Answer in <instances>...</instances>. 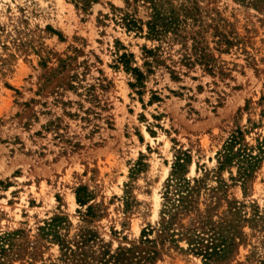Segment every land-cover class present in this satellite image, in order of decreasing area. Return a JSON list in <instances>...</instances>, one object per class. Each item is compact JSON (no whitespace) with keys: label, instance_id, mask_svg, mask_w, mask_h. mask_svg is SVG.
Masks as SVG:
<instances>
[{"label":"rangeland","instance_id":"obj_1","mask_svg":"<svg viewBox=\"0 0 264 264\" xmlns=\"http://www.w3.org/2000/svg\"><path fill=\"white\" fill-rule=\"evenodd\" d=\"M188 1L200 10L194 31L203 28L210 73L185 66L172 42L147 72L142 48L158 43L114 22L110 5L121 8L122 0L85 11L73 0H0V235L16 234L1 264H75L42 235L56 217L67 246L82 233L98 237L87 248L98 259L120 249L121 264H264V154L245 185L230 180L235 167L215 173L216 154L237 129L248 147L264 139V2ZM220 35L232 45L219 46ZM123 52L145 76L143 88L130 87ZM178 151L190 156L185 177L204 182L192 211L171 226V242L158 235ZM80 186L92 194L94 219L76 203ZM194 235L204 245L228 237V253L206 261L190 251Z\"/></svg>","mask_w":264,"mask_h":264},{"label":"trees","instance_id":"obj_2","mask_svg":"<svg viewBox=\"0 0 264 264\" xmlns=\"http://www.w3.org/2000/svg\"><path fill=\"white\" fill-rule=\"evenodd\" d=\"M97 1L98 0H73V3L76 8L85 11L93 3H97ZM122 1L123 7L121 8L110 5L114 22L117 25H121L127 33L133 32L148 41L158 43V46L153 49H147L146 47L142 48L144 56L147 58V61L144 62V66L148 68L147 72H150L152 63H163L160 60L163 51L162 44H168L169 42L180 44L179 50L182 52L181 61L185 66L192 67L194 65H199L209 73L213 71L214 57L208 52L206 45H204L203 36L200 33L203 28L194 31V28H199L201 25V22L198 21L200 10L195 2L187 3L189 1L185 0L184 3L181 2L175 5L173 0ZM255 2L262 3L264 0H255ZM141 11H143V18L140 17ZM188 29L190 30L189 32H187ZM217 42L219 46L226 45L230 47L232 45L231 41L227 40L224 35H220V39ZM132 59L133 55L126 52L118 56L119 62L124 65L126 71H130L134 76L135 82L130 83V87L143 88L145 76L137 67H131L130 60ZM149 59L151 61H149ZM172 79L177 80L178 78L173 75ZM68 88L74 90L76 86L69 82ZM84 95L86 100L90 103L96 101L91 87L84 88ZM152 99L160 101L157 96H153ZM31 104H34L33 100L24 105L29 108ZM87 111L90 110H86V115L88 114ZM85 120H87V118H85ZM47 128H52V130L56 132L58 138L60 137L57 132L58 126L55 125L54 122H50ZM71 146L74 149L80 147L76 143ZM263 154L264 139L258 143L256 148L248 147L244 141L243 132L237 129L227 139L222 149L217 152L216 158L218 166L215 173L220 174L224 170L235 167L237 169V175L236 177H230V180L245 185L247 181L252 178L255 170L258 169ZM189 163L190 156L188 152L178 151L171 167L170 178L167 180L163 192L165 204L160 212L161 225L158 237L162 239L169 237L171 238V242H176V240L173 239L175 235L169 234L171 226L179 215L192 211L193 205L195 204L197 196H199L200 189L204 182L203 179L190 180L185 177L187 165H189ZM140 165H142V163L138 164V166ZM205 177H207V175ZM218 183L221 184L218 190L226 189V185L223 181L218 180ZM75 199L79 206H86V216L92 219L96 218L97 215L94 212V207L89 205V203L93 201L92 194L89 193L85 187L80 186L76 189ZM62 221L63 219L60 217L52 218L49 222L45 223L41 231L44 238H50V240H54L59 244L60 251L63 253L62 256L64 258L68 256V261L75 260V264L122 263L127 252L120 249L115 254H110L109 251L104 250L101 253L100 259L94 256V252L87 255V248L90 243L98 239V237L92 233H82L79 236V241H68L67 246L65 241H61L57 232L62 226ZM145 234L146 230H143L141 236H145ZM15 235V233L0 235V264L2 259L12 252L15 245ZM187 240L191 245L190 251L195 255L202 256L206 261L212 258L222 259L228 253L229 239L224 235H217L216 238H212L209 245H204V239L198 235H194V238ZM152 254L155 255V252H152ZM151 257L152 256L148 254L145 260L148 261L152 259Z\"/></svg>","mask_w":264,"mask_h":264}]
</instances>
